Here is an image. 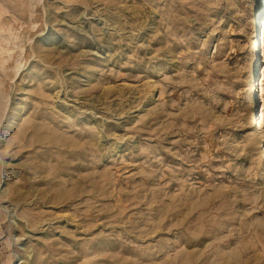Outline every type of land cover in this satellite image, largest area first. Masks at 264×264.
Returning a JSON list of instances; mask_svg holds the SVG:
<instances>
[{"label":"rangeland","instance_id":"rangeland-1","mask_svg":"<svg viewBox=\"0 0 264 264\" xmlns=\"http://www.w3.org/2000/svg\"><path fill=\"white\" fill-rule=\"evenodd\" d=\"M263 14L0 0V264H264Z\"/></svg>","mask_w":264,"mask_h":264},{"label":"bare ground","instance_id":"bare-ground-1","mask_svg":"<svg viewBox=\"0 0 264 264\" xmlns=\"http://www.w3.org/2000/svg\"><path fill=\"white\" fill-rule=\"evenodd\" d=\"M259 29H258V34L255 38V40H253L252 42V47L254 49V51H257L259 56L256 59L255 58V63L252 66V70H251V76L253 77L254 81H253V85L252 88L250 89V95H251V105L253 106L254 109H256L257 111V117L254 116V118H251V114L250 115V122L251 124L254 125V131L253 133L255 135H257V137L262 138L263 140V145H262V155H263V160H264V110L260 107L259 105V94L258 91L256 89L255 83H256V74L260 73V64L264 65V61L262 59V55L260 54V40L263 39L264 40V14L262 17V20H260L259 22ZM254 32V31H253ZM260 52V53H259ZM262 69V68H261ZM262 74V73H261ZM259 77V76H258ZM261 77V76H260ZM259 113V114H258Z\"/></svg>","mask_w":264,"mask_h":264}]
</instances>
